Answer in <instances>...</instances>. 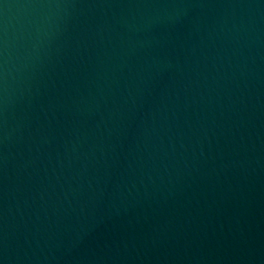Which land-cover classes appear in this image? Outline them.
Segmentation results:
<instances>
[{
  "label": "water",
  "instance_id": "95a60500",
  "mask_svg": "<svg viewBox=\"0 0 264 264\" xmlns=\"http://www.w3.org/2000/svg\"><path fill=\"white\" fill-rule=\"evenodd\" d=\"M0 264H264V0H0Z\"/></svg>",
  "mask_w": 264,
  "mask_h": 264
}]
</instances>
